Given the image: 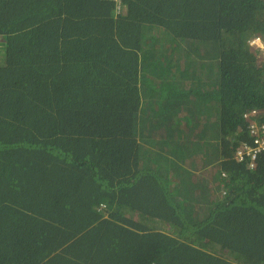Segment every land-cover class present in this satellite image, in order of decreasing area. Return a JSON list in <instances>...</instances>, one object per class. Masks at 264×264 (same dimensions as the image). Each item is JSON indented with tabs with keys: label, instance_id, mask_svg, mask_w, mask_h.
I'll use <instances>...</instances> for the list:
<instances>
[{
	"label": "trees",
	"instance_id": "trees-1",
	"mask_svg": "<svg viewBox=\"0 0 264 264\" xmlns=\"http://www.w3.org/2000/svg\"><path fill=\"white\" fill-rule=\"evenodd\" d=\"M256 38L264 0H0V264H264Z\"/></svg>",
	"mask_w": 264,
	"mask_h": 264
},
{
	"label": "built area",
	"instance_id": "built-area-1",
	"mask_svg": "<svg viewBox=\"0 0 264 264\" xmlns=\"http://www.w3.org/2000/svg\"><path fill=\"white\" fill-rule=\"evenodd\" d=\"M251 44L264 50V42L260 38L251 40ZM259 114L260 111L258 109H254L245 114V117L253 120V123L249 125L252 142L242 143L237 151V158L240 161L246 159L250 161V169L255 167L259 154L264 152V122L260 121ZM254 117H258L259 120L253 119Z\"/></svg>",
	"mask_w": 264,
	"mask_h": 264
}]
</instances>
